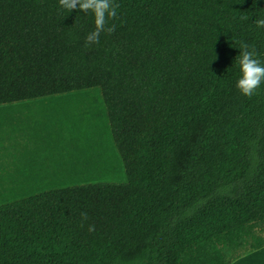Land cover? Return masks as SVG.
Instances as JSON below:
<instances>
[{
    "label": "trees",
    "instance_id": "obj_1",
    "mask_svg": "<svg viewBox=\"0 0 264 264\" xmlns=\"http://www.w3.org/2000/svg\"><path fill=\"white\" fill-rule=\"evenodd\" d=\"M116 3L86 47L91 12L0 0V108L45 106L62 147L56 173L0 191V264H231L264 246V84L243 95L235 61L242 42L264 57V0ZM117 162L121 180H97Z\"/></svg>",
    "mask_w": 264,
    "mask_h": 264
},
{
    "label": "crops",
    "instance_id": "obj_2",
    "mask_svg": "<svg viewBox=\"0 0 264 264\" xmlns=\"http://www.w3.org/2000/svg\"><path fill=\"white\" fill-rule=\"evenodd\" d=\"M46 109L38 103L0 108L1 192L25 188L28 180L57 172L54 156L62 147L57 134L47 135L45 131L51 119Z\"/></svg>",
    "mask_w": 264,
    "mask_h": 264
},
{
    "label": "clouds",
    "instance_id": "obj_3",
    "mask_svg": "<svg viewBox=\"0 0 264 264\" xmlns=\"http://www.w3.org/2000/svg\"><path fill=\"white\" fill-rule=\"evenodd\" d=\"M59 5L67 12L79 8L84 13L91 12L94 17V29L85 37L86 47L99 44L101 33L111 34L115 31L116 25L109 23L118 17L117 9L119 4L116 0H58ZM246 20L248 17H241ZM254 24L257 28L264 29V11L256 13ZM239 68V77L236 80L237 89L245 96L252 97L264 84V57H261L256 47L247 42L239 46V54L235 58ZM81 226L88 219L85 211L80 213ZM95 230V225H89L88 231Z\"/></svg>",
    "mask_w": 264,
    "mask_h": 264
},
{
    "label": "rangeland",
    "instance_id": "obj_4",
    "mask_svg": "<svg viewBox=\"0 0 264 264\" xmlns=\"http://www.w3.org/2000/svg\"><path fill=\"white\" fill-rule=\"evenodd\" d=\"M71 101L78 104V103H87V102H98V99L77 98V99H72ZM64 135L66 137V133H64ZM122 175H123V171L121 170L120 162H117L116 171L110 174L108 172L101 176L102 179H97V180H100L102 182L121 180L123 178ZM85 182H89V181L86 180ZM231 264H264V246L258 250L247 252L241 255L240 257L235 259Z\"/></svg>",
    "mask_w": 264,
    "mask_h": 264
}]
</instances>
